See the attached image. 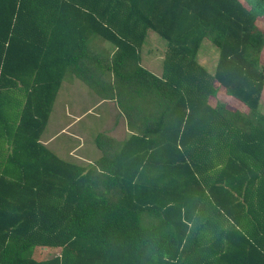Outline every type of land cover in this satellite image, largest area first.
I'll use <instances>...</instances> for the list:
<instances>
[{
  "label": "trees",
  "instance_id": "1",
  "mask_svg": "<svg viewBox=\"0 0 264 264\" xmlns=\"http://www.w3.org/2000/svg\"><path fill=\"white\" fill-rule=\"evenodd\" d=\"M260 18L264 0H0V264H264ZM67 72L129 130L96 133L86 165L41 141ZM215 82L249 112L211 104Z\"/></svg>",
  "mask_w": 264,
  "mask_h": 264
},
{
  "label": "rangeland",
  "instance_id": "2",
  "mask_svg": "<svg viewBox=\"0 0 264 264\" xmlns=\"http://www.w3.org/2000/svg\"><path fill=\"white\" fill-rule=\"evenodd\" d=\"M256 24L260 29L264 31V19L263 18L258 19ZM90 43L93 44L92 46L95 49H97L99 52H102V53H108L111 48L109 43H107L106 41H104L102 38L98 36L92 37L90 40ZM165 47H166V41L162 37H160L157 33L153 31L148 32L147 37L145 38V41L141 49L142 64L154 74H159L161 72L162 59H163ZM218 52H219L218 48L210 41V39L206 38L202 41L200 45V48L197 53V59L200 62V64L204 66L209 72H213L215 69L216 62H217ZM261 61L264 62V48L262 49ZM71 75L72 74L70 72H67L65 75L62 87L56 97V100L54 101V105H53V109L50 115L48 125L46 126L44 134L42 135L43 137L51 135L53 132L57 131L61 125H64L65 123L68 122L69 118L65 115L66 112L68 111V108L66 109L65 105L69 103L68 100L66 99V90H67L66 87H67V84L69 83V79H73ZM82 87H83L82 89H85L86 94L80 97L81 108L90 109L87 117L85 118V121H89L93 117L92 115L99 111H101V114L104 116L105 110L103 108L107 105V103H103L102 105H100L101 104L100 102L99 104L96 105L98 107L95 109V111H92L91 108L97 103L100 97L95 92H93L86 84L83 83ZM215 88H216L215 94L209 98V102L211 104H215L216 102H224L229 107L240 109L245 114L249 112V109L247 108L245 104H243L241 101L237 100L236 98L227 95L224 91V88L221 87L217 82H215ZM260 111L264 114V88H263L262 97L260 101ZM106 117L108 118V116ZM56 122H57V125L55 124ZM105 125L107 126L108 122L105 123L104 120H100L95 125L96 127L94 126L91 131L88 130V134H85L86 141H87L86 145L92 147L97 152L99 151L96 149L94 145L93 136L94 134H96V132H99V130L101 129H104V128L108 129L107 127H105ZM73 131L74 130L72 128L70 132H73ZM66 138H68L66 135L61 134L58 139L63 140ZM74 141H76V143L79 142L77 139H74ZM49 251H51L49 252V255L54 254L53 250L49 249ZM44 252H40L38 249H36L34 252L35 254L34 256L37 258L46 256L47 254Z\"/></svg>",
  "mask_w": 264,
  "mask_h": 264
},
{
  "label": "crops",
  "instance_id": "3",
  "mask_svg": "<svg viewBox=\"0 0 264 264\" xmlns=\"http://www.w3.org/2000/svg\"><path fill=\"white\" fill-rule=\"evenodd\" d=\"M71 77L73 79H69V83L66 87V99L69 103L65 105V108H68V111L66 110L67 112L65 115L69 118L68 122L64 125H61L58 130L53 132L51 135L46 137L41 136V141L53 152H55L59 157L65 160L73 161L80 165H86L90 162H93L98 157V152L95 151V149H93L92 147L86 145L87 141L85 134H88V130L91 131L100 120H104L105 123L108 122V125H105V127H107L108 129L104 128L99 131H106L108 134L115 137L117 140L124 139L126 133L129 130L126 126L125 118L121 115L118 109L114 107L115 105L112 100L98 99L97 103L91 108V110L95 111V109L98 107L96 105L100 102V105H102L103 103H107V105L103 108L105 110V115L103 116L101 114V111H99L100 113H94L92 115L93 117L89 121H85V118L87 117L90 109L81 108L80 97H82V95H85L86 91L85 89H82L83 83L80 79H78L74 75H71ZM106 116H108V118ZM55 124L57 125V122ZM72 128L74 131L70 132ZM61 134L66 135L68 138L63 140L58 139ZM74 139H77L79 142L76 143Z\"/></svg>",
  "mask_w": 264,
  "mask_h": 264
}]
</instances>
